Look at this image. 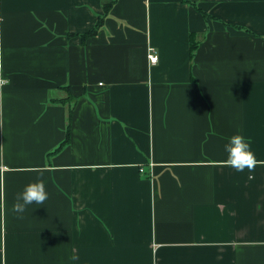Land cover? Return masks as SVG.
<instances>
[{
    "label": "crops",
    "instance_id": "crops-1",
    "mask_svg": "<svg viewBox=\"0 0 264 264\" xmlns=\"http://www.w3.org/2000/svg\"><path fill=\"white\" fill-rule=\"evenodd\" d=\"M0 79V264H264V0H0Z\"/></svg>",
    "mask_w": 264,
    "mask_h": 264
},
{
    "label": "clouds",
    "instance_id": "clouds-1",
    "mask_svg": "<svg viewBox=\"0 0 264 264\" xmlns=\"http://www.w3.org/2000/svg\"><path fill=\"white\" fill-rule=\"evenodd\" d=\"M224 150L227 153L228 164L237 171H243L246 168L251 170L258 163L250 142L241 134L229 137ZM48 195L43 181L25 185L24 189L17 194V202L13 205V210L22 213L28 205L43 203Z\"/></svg>",
    "mask_w": 264,
    "mask_h": 264
},
{
    "label": "trees",
    "instance_id": "trees-1",
    "mask_svg": "<svg viewBox=\"0 0 264 264\" xmlns=\"http://www.w3.org/2000/svg\"><path fill=\"white\" fill-rule=\"evenodd\" d=\"M198 10H199L200 12H202L199 8H198ZM202 13H203V15L208 16L207 12L204 11V12H202ZM101 24H102V19H99V21H98L96 27H95L94 30L91 32V34H95V33H97L98 28L101 26ZM84 36H85V35H84ZM196 48H197L196 45H193V46L191 47L190 55L193 56L194 51H195ZM68 140H69V133H68V136H67L66 141H68Z\"/></svg>",
    "mask_w": 264,
    "mask_h": 264
},
{
    "label": "built area",
    "instance_id": "built-area-1",
    "mask_svg": "<svg viewBox=\"0 0 264 264\" xmlns=\"http://www.w3.org/2000/svg\"><path fill=\"white\" fill-rule=\"evenodd\" d=\"M147 57H149V61L153 64H156L158 62V56L155 54V50L153 48L149 49ZM4 81L5 80L0 79V86L3 85ZM141 171H143V169H141Z\"/></svg>",
    "mask_w": 264,
    "mask_h": 264
}]
</instances>
